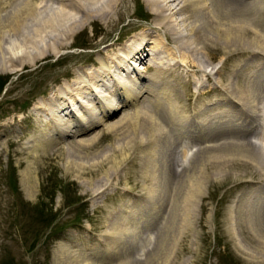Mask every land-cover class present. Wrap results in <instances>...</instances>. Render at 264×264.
Returning <instances> with one entry per match:
<instances>
[{
    "label": "rangeland",
    "instance_id": "374dc122",
    "mask_svg": "<svg viewBox=\"0 0 264 264\" xmlns=\"http://www.w3.org/2000/svg\"><path fill=\"white\" fill-rule=\"evenodd\" d=\"M49 3L58 5L56 1ZM154 16L145 0H123L118 11L106 20L97 16L79 28L66 39V46L35 60L24 55L22 62L14 60L11 65L5 60L7 56L3 57L8 54L5 46L9 43L8 38L4 39L0 50V264H57L55 250L60 244L70 246L71 252L66 254L69 261L77 260L73 256L97 257L113 243L105 232L115 219L117 225L122 222L121 216L150 224L153 219L160 221L163 215V209L155 214L148 195L154 179L146 153L153 138L146 139L148 133L140 124L143 114L127 124L125 135L106 131L103 124L95 126L92 133L98 131L100 136L93 143L82 145L77 140L89 133L67 136L65 125L56 117L63 113L56 109L58 106L48 104V97L59 94V105L67 102L69 110L85 112L80 102L88 103V90L83 88L80 98L71 90L60 91L69 79H77L79 72L90 66L99 67L107 43L115 42V53L123 55L124 43L143 31L149 34L145 46L150 49L160 44L162 60L159 59L158 67L153 65L144 72L149 79L143 83L145 90L150 86V92L158 94L159 100L172 103L185 117L194 114L193 123L202 115L208 118L220 114L232 104L237 106L236 111L242 110L245 119L243 103L231 81H236L245 95L248 74L259 62L256 53L249 52L246 44L214 38L202 43L203 48L198 47L201 43H194L190 34H185L187 27L180 20L183 14L176 9L167 12L166 18L181 33H176L175 39L174 35L172 40L163 36V42H155ZM223 29L220 25L219 31ZM252 32L248 30L246 36ZM11 38L15 42L20 39ZM28 50L33 51L31 47ZM139 65L144 69L145 64ZM167 86L172 92L165 90ZM186 88L190 93L187 97ZM94 89L102 90L100 86ZM226 93L233 99L228 107L213 102ZM38 101H43L46 110L34 108ZM138 110L141 112L143 107ZM85 113L83 121L72 113L69 117L84 126L88 119ZM262 134L264 126L258 127L254 135L258 138ZM139 139L146 143H138ZM184 150L181 144L178 159ZM238 161L223 167L206 164L196 172L198 179L203 172L209 177L200 180L203 186L195 215L191 223L183 226L169 264H264L248 259L235 245L236 240L246 245L242 237L247 232L243 225L232 232L229 217L233 200L241 196L245 201L249 195L245 191L258 187L261 180L250 163ZM27 172L32 184L29 191Z\"/></svg>",
    "mask_w": 264,
    "mask_h": 264
},
{
    "label": "bare ground",
    "instance_id": "6f19581e",
    "mask_svg": "<svg viewBox=\"0 0 264 264\" xmlns=\"http://www.w3.org/2000/svg\"><path fill=\"white\" fill-rule=\"evenodd\" d=\"M53 1L58 5L49 3ZM145 1L155 15L152 27V31L156 33L155 42H163V36L172 40L171 36L174 35L175 39L176 33L178 36L181 33L166 18L167 12L176 9L183 14L180 20L187 27L185 34H190L194 43H201L198 47L203 48L202 43L214 38L226 43L233 41L232 44H246L249 52H254V55L256 53L259 62L255 70L248 74L245 95L241 93L236 81H231L236 86L237 97L243 103L245 119L242 118L240 108L236 111V105L228 107L233 99L226 93L213 101L228 107L224 112L212 114L208 118L202 115L198 122L193 123L194 114L190 113L185 117L177 107L171 106L172 103L159 100L158 94L150 92V86L145 90L143 83L149 82V79L144 72L153 65L158 67L159 59L162 60L160 54L163 50L159 48L160 44L153 45L150 49L145 46V39L149 34L143 31L132 35L124 43L123 55L115 53V42L107 43L102 49L106 55L99 58V67L90 66L79 72V77L69 79L60 91L71 90V93L80 98L81 90H88L91 94L88 103L80 102L86 108V113L69 110L67 102L59 105V94L48 97V104L51 107L58 106L56 109L63 113L56 117L65 125L63 131L67 136L76 137L89 133L77 140L82 145H89L100 136L98 131L92 133L96 125L103 124L104 130H116L125 135L127 124L132 120L136 122L138 115L143 114L140 124L148 133L146 139L153 138L151 149L146 153L154 179L148 195L154 204L155 214L163 209V215L160 221L153 219L150 224L147 221L136 223L130 217L121 216L122 222L117 225L115 219L105 232L111 235L113 243L105 249L106 252H99L97 257L96 254L80 255L79 258L72 255L77 260L69 261L66 254L71 252L70 246L60 244L55 250L57 264H169L173 261L170 258L171 252L183 226L191 223L195 215V207L202 193L203 182L200 180L209 177L203 172L198 179L196 172L206 164L223 167L229 162H239L238 160L250 163L261 180L259 179L258 187H250L245 191L249 194L245 201L241 196L233 200L232 216L229 217L233 222L232 232L235 228L241 229L242 225L247 232V236L242 237L246 245L238 240L235 245L248 259L264 262V134L258 136L261 140L259 143H256L254 135L258 127L264 126V0ZM122 2L123 0H0V50L4 39L8 38L9 43L5 46V53L8 54L3 57L7 56L5 60L10 65L14 60V63L22 62L24 55L31 60L46 56L56 48L66 46L67 38L97 16L107 18L117 12ZM220 25L224 26L223 31H219ZM248 30L253 31L250 37L246 36ZM159 31L163 34H159ZM12 36L20 38L19 42H15ZM29 47L32 52L28 50ZM19 50H23L20 55ZM183 58L188 56L183 55ZM139 64H145L144 69ZM97 86L103 91L95 90ZM165 90L172 92L168 86ZM187 92L188 88L186 97L190 94ZM72 97L77 101L76 95ZM149 101L150 104H147ZM37 103L34 108L46 110L43 101ZM141 107L143 110L140 112L141 109L138 108ZM122 109L121 114L115 116ZM70 113L80 117L82 121L85 113L86 119L88 118L86 124L77 125L70 119ZM141 142L146 143L139 139L138 143ZM181 144L185 146V150L179 160L177 151ZM30 180V173H25L28 191L32 189Z\"/></svg>",
    "mask_w": 264,
    "mask_h": 264
}]
</instances>
